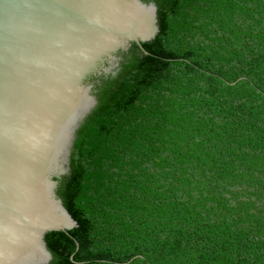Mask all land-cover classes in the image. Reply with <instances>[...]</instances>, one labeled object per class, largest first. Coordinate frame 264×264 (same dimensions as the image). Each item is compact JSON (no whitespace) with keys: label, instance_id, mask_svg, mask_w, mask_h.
I'll use <instances>...</instances> for the list:
<instances>
[{"label":"trees","instance_id":"trees-1","mask_svg":"<svg viewBox=\"0 0 264 264\" xmlns=\"http://www.w3.org/2000/svg\"><path fill=\"white\" fill-rule=\"evenodd\" d=\"M141 1L158 33L90 79L47 264H264V0Z\"/></svg>","mask_w":264,"mask_h":264},{"label":"water","instance_id":"water-1","mask_svg":"<svg viewBox=\"0 0 264 264\" xmlns=\"http://www.w3.org/2000/svg\"><path fill=\"white\" fill-rule=\"evenodd\" d=\"M157 33L152 2L0 0V264H47L45 234L77 226L54 179L96 103L90 79Z\"/></svg>","mask_w":264,"mask_h":264}]
</instances>
